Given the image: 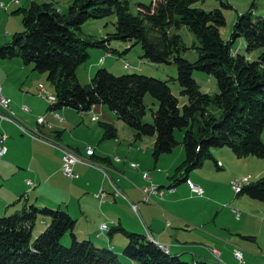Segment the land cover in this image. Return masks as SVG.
<instances>
[{"label": "trees", "instance_id": "trees-1", "mask_svg": "<svg viewBox=\"0 0 264 264\" xmlns=\"http://www.w3.org/2000/svg\"><path fill=\"white\" fill-rule=\"evenodd\" d=\"M197 1L139 3L137 13H132L127 0H72L67 14L60 13L51 2H32L29 8L15 12L23 15L25 29L0 46V57H19L26 64H34L39 72L47 73L58 99L55 108L88 112L97 104L106 105L134 130L137 140L154 138L155 159L182 144L185 172L201 167L207 160L217 165L215 148L228 147L240 158L254 155L264 159V16L253 10L241 13L230 38L224 39L220 32L226 24L223 11L204 10L195 6ZM113 15L117 18L116 31L106 38L78 36L87 21ZM182 26L197 38L198 44L193 45L198 50L195 61L183 55L189 47L182 35L171 31ZM237 37L244 38L247 52L261 49L258 59L250 60L247 55L233 52L232 43ZM112 39L140 43L142 57L152 63L175 64L181 95L187 101L181 103L169 80L138 72L116 75L102 67L89 84L83 85L77 69L89 59V48L109 50ZM194 70L215 76L218 92H203L193 77ZM147 94L158 101L152 122L144 119ZM213 103L221 109L220 117L210 111ZM103 127L104 138L117 136L114 125L107 123ZM177 129L183 130L180 140L175 134ZM242 193L264 203V177L246 185ZM39 214L48 215L50 222L45 230L35 234ZM75 225L67 211L35 205L1 216L0 264H121L112 249L97 246L90 239H78ZM115 232L126 236L123 253L137 264H188L145 234L130 232L121 225L114 227L110 235ZM67 233L72 238L70 246L61 243Z\"/></svg>", "mask_w": 264, "mask_h": 264}, {"label": "crops", "instance_id": "crops-1", "mask_svg": "<svg viewBox=\"0 0 264 264\" xmlns=\"http://www.w3.org/2000/svg\"><path fill=\"white\" fill-rule=\"evenodd\" d=\"M93 67L90 63L88 72L91 77ZM45 78L48 80L47 73L39 72L33 64H26L19 57H0V85L13 100L17 120L28 131H23L11 121L0 122V133L8 134L7 152L1 156L0 162V217L29 205L65 210L76 221L74 233L78 239H90L97 246L113 249L126 258L121 260L122 264L137 263L123 253L127 244L123 233L110 235L112 229L119 225L147 235L168 253L188 264L196 261L264 264L262 201L245 193L237 194L232 187L225 192L220 186H204L199 180L191 178L190 172L195 169H211L209 163L189 173L181 172L177 177V168L182 162L176 164L185 158L182 147L179 155L173 154L175 149L167 153L165 158H172L167 170L162 165L160 173L149 172V165L154 163L157 167L162 158V155L158 159L153 156L154 138L148 144L145 139L137 140L134 130L126 129L115 113L103 104L94 106L93 113L100 115L97 121L92 120L90 111L85 114L71 107L57 110L64 118L59 120L56 111L50 109V102L41 93L39 84L46 86L43 82ZM24 104L29 106L30 111L21 108ZM38 116H44L46 122L38 124ZM93 122H98V125ZM107 123L118 129L116 137L104 138L103 125ZM33 130L39 132L38 138L29 134ZM58 144L88 159L87 163L81 161L75 165L79 177L71 179L63 174L62 149ZM87 145L95 149L92 156L86 154ZM213 153L219 162L228 157V152L222 149ZM115 156H119L121 161H115ZM130 161L139 166L132 167ZM217 170L215 172L219 173ZM144 171L149 172V179L144 178ZM162 172L168 174L160 177ZM186 178L200 183L204 195L192 192L185 184ZM110 179L123 195L113 194ZM28 180L33 182V186ZM150 183L175 191H166L164 196L153 194L148 199L142 188ZM101 188L108 192L105 201L94 195ZM10 207L13 210L8 212ZM235 210L240 212V216H236ZM41 221L40 230H43L50 218L42 216ZM103 224L109 229L102 231ZM239 248L244 254L243 262L234 256V250Z\"/></svg>", "mask_w": 264, "mask_h": 264}, {"label": "rangeland", "instance_id": "rangeland-1", "mask_svg": "<svg viewBox=\"0 0 264 264\" xmlns=\"http://www.w3.org/2000/svg\"><path fill=\"white\" fill-rule=\"evenodd\" d=\"M127 1L129 4V7H130V11L132 13H137L139 3L150 4L152 1H157V0H127ZM32 2H36V3H40V4L51 2L54 4V6L62 14H67L69 12L70 5L72 4V0H0V44H6V43L11 42L14 34H16L17 32H21L25 29L23 26V20H22L23 15L21 13H15V12L19 9H22V8H29L31 6ZM195 6L200 7L204 10H207V11L212 10V9H216V8H219L223 11L225 18H226V24L220 28V32H221V35L224 39L230 38V35L233 31L234 23L241 13L246 12L248 10H253V12L256 15L264 16V0H199L195 3ZM116 20H117V18L115 15L105 17V18H99V19H91L82 25V29L80 31H78L77 34H78V36H80L84 39L93 38L95 40H102V39L106 38L107 36H109V34L114 33L116 31V27H115ZM171 31L173 33L176 32V33H179L182 35L185 43L189 47L183 53V55L185 56V58L189 59L190 61H195L198 58V50L193 47L194 44H196V43L198 44L196 36L185 26H182V28H173ZM131 45L133 46L132 49L130 48ZM232 45H233L232 50L235 54L247 55V56H249L250 60L258 59V57L261 53V49H256L250 53L247 52L245 41H244V38H242V37H237L234 40V42L232 43ZM109 46H110L109 50L104 48V47H93V48L91 47V48H89V52H90L89 59L85 63H83L81 66H79V68L77 69L78 79L83 85L89 84L90 80L93 78V77H91V75H89V72H88L89 71L88 67H89L90 63H92L94 65V67H93L94 69H92V71H94L93 76L95 75L96 71L99 68L105 67L116 75L123 74L124 72H126V73L138 72V73L145 74V75L152 76V77H156V78H159L162 80H169V84L172 88L173 93L177 97H179L181 103L187 101V97L181 95V89L182 88L180 86L179 81L176 79V77L178 75V71H177V67L175 66V64H173V63H171V64H165V63L158 64V63H152V62L144 59L142 57V55H143L142 45L140 43H136L135 41H122V40L112 39L111 42L109 43ZM95 50H97V51H95ZM116 51H118V52H116ZM124 51L127 53L124 54ZM96 59H98L97 63H96ZM193 77L199 83L201 90L203 92H207L211 95L218 92L219 89H218V85H217V79L215 76L208 74L207 72L202 71V70H194L193 71ZM43 82L46 84V86L43 83H41L43 85V88H44V89L43 88L41 89L42 95H44L48 99V101L50 102V109L53 111H56L55 113H56L57 118L59 120L63 121L64 118L59 114V112H57L58 108H55V104L58 101L56 91H55V87L46 78L43 80ZM41 84H39V86ZM0 88H1L2 95L6 99L10 100L9 105H8L9 106L8 109L4 108L0 104V113L8 116V118H1L0 117V122L1 121L14 122V123L18 124L23 131L28 132L26 130V128L21 123H19V120H17L16 111L14 110V108L12 106V102H13L12 98L4 93V89L1 85H0ZM145 102L148 105V109H147V114H146L144 119L147 122H152V120H153L152 111L156 110L158 108V101L154 97H152L150 94H147L145 97ZM21 108L23 110H25L26 112L30 111L29 106L26 104L22 105ZM209 108H210V111L213 112L216 117L221 116V109L218 107V105L213 103ZM93 109H94V106L90 110V112L92 113V120L97 121L99 119L100 115H98L97 113H93ZM88 112H85V114H87ZM94 117H97V118H94ZM199 118H201V116H199ZM40 119H43V121H40ZM119 121H120V123H123L124 127H127L126 129H131L123 121H121V120H119ZM37 122H38V124L41 125V124H44L46 122V119L44 116H38ZM93 123H95V125H98V122H93ZM197 127H198V123H196V125H195V128H197ZM103 130L105 133V129H103ZM117 131H118V129H117ZM37 133H39V132L36 130L29 132L31 137H37L38 138L39 136ZM182 133H183V130H180V129L176 130L175 134H176V137L178 140H180L182 138ZM1 134L7 135V138L5 140V146H6L8 134L5 132H1L0 135ZM118 134L119 133L117 132V135ZM144 139H145L146 143L148 144L151 137H145ZM263 139H264V135H263ZM58 145L62 149L61 150L62 151V167L61 168H62L63 174L66 177L71 178V179L79 177V174L75 171V165L81 161H83V162L85 161L87 163L86 160H88V159L83 158L77 152H75L74 150L70 149L69 147H67L65 145H62V144H58ZM181 147H182V149H185L182 144H179L175 148L173 154L179 155ZM6 149H7V146H6ZM88 149L94 150L93 153L89 154L87 152ZM218 149H222L223 151L228 152V157L221 160V162L217 161V167L215 166L214 161L207 160L205 163H209L212 166V168L207 169V170H204L203 168H198V169L191 171L190 172V173H192L191 178L193 180H199L200 182H202L204 184V186H208V185L220 186V187L224 188L225 192L227 191V189L229 187H232L234 192L239 194V193H242L243 188L246 185H248L247 183L250 184L251 182L257 181L260 178L264 177V159L263 158H260V157L254 156V155H250L247 157L240 158V157H237L233 153V151L228 147L217 148V149L215 148V149H213V151L217 152ZM67 151L72 152L76 156L75 159H77V162L73 165V176H67L63 170V165H64L63 155H64V152H67ZM85 151H86L87 156H92L95 152V149L92 145H87L85 148ZM6 152H7V150H6ZM6 152L4 154H0V162L2 161L1 156L5 155ZM184 153H185V150H184ZM166 155H168V154L161 156L162 157L160 160L161 162L157 167L154 166L155 165L154 163L150 164L149 165L150 168L148 169V171L151 173L154 171L160 173L163 170L162 165H165L166 166L165 168L167 170V168L169 166H171V162H172L171 159L172 158H165ZM167 157H170V156H167ZM177 158H175V159H177ZM114 159H115V161H121L119 156H115ZM184 160H185V158H184ZM183 161L181 160L180 162H178L176 164V166H177L179 163L182 162L180 165H178V168L180 167L179 168L180 170L177 168L178 169L177 177L180 176L181 172H183V174H185L186 167L184 166ZM223 164H224V166H223ZM130 165L134 168L139 166V164L134 162V161H130ZM176 166H175V168H176ZM218 168H219V170H217ZM216 170L219 171V173L215 172ZM148 171H144V173H143L144 178H147V179L150 178ZM106 174L109 175L107 171H106ZM167 174H168V172H162L161 173L162 176H160V177H163V175L166 176ZM125 177L128 178L127 176H125ZM247 177L249 178V181L244 182L246 184L241 183L243 178H247ZM28 181H30V180H28ZM234 181H236V182H234ZM191 182L194 183L195 185H197L198 187H200L202 189V192H198L195 189H193L191 187ZM236 183H240V185H238V187L241 186L240 191H237L236 188L234 187V185L237 186ZM29 184H31L33 186V182L29 183ZM110 184L113 188V194L115 193L117 195L116 192L119 191L118 195H123V194H121V191H120V188L118 187V185L112 179H110ZM185 184H188L190 189L192 190V192H194L195 194H197L199 196L204 195L205 191H204L202 185L200 183H198L197 181L193 182L190 178H186ZM242 184H244V186H242ZM150 189H152L153 191L149 192ZM166 191L174 192L175 189L165 190V189H162L159 185H157L155 183H150L149 185L142 188V192L145 194V198H148V199H150L153 194H157V193H159L161 196H164L165 193H167ZM147 192H149V193L146 194ZM94 195L96 198H99L101 201H105L107 198L108 192L106 191L105 188H101L99 191L95 192ZM26 207H28V206H26ZM134 209L136 210V206H134ZM0 210H1V207H0ZM12 210H13V207H10L8 212H10ZM16 211H14V212H16ZM14 212H12L11 214H13ZM235 214H236V216H240V212L238 210H235ZM8 215H10V214H8ZM39 215H40L39 218H37V220L35 222L36 223L35 227H34L35 234H39L40 232H42L43 230H45L47 228L46 227L45 229L40 230L41 229V227H40L41 223H43L41 221V218H42V216H44V217H49V216L44 215V214H39ZM48 225H49V223L47 222V226ZM102 226H101L102 231H106L109 229V227L104 229ZM130 232H135V231H130ZM122 235H124V234H122ZM61 243L65 246L71 245L72 238L70 236V233L65 234L61 238ZM109 249H111V248H109ZM237 250H240V248L234 250V256H235V251H237ZM240 251L243 254L242 249ZM126 257H128V256H126ZM124 258H125L124 256H119L120 261L121 260L123 261ZM235 258L237 260H239L236 256H235ZM239 261L240 262L244 261V254H243V259H241ZM121 264H122V262H121Z\"/></svg>", "mask_w": 264, "mask_h": 264}, {"label": "built area", "instance_id": "built-area-1", "mask_svg": "<svg viewBox=\"0 0 264 264\" xmlns=\"http://www.w3.org/2000/svg\"><path fill=\"white\" fill-rule=\"evenodd\" d=\"M40 88L42 89V85H40ZM2 92H1V88H0V104L4 107V108H9V102L10 100L6 99L4 96L2 97ZM8 106V107H7ZM0 117L1 118H8V116L0 113ZM95 118V117H94ZM40 121H43V119H40ZM7 138L6 134H1L0 135V154H4L6 152V146H5V140ZM75 155L72 152H64L63 155V159H64V165H63V170L64 173L67 176H73V165L77 162V159H75ZM241 181V180H240ZM246 181H249V178H243V180L241 181V183H244ZM29 183H32L31 181H28ZM236 182V181H234ZM233 182V183H234ZM237 186L234 185V187L236 188L237 191L241 190V186L238 187V185H240V183H236ZM191 187L193 189H195L198 192H202V189L200 187H198L197 185H195L194 183L191 182ZM155 188V187H154ZM117 191V190H116ZM153 190L150 189L149 192H152ZM149 192H147L146 194H148ZM117 193H119V191H117ZM104 229L108 228V225H103L102 226ZM235 256L241 260L243 259V254L240 250L235 251ZM198 264H205V262L199 261Z\"/></svg>", "mask_w": 264, "mask_h": 264}, {"label": "bare ground", "instance_id": "bare-ground-1", "mask_svg": "<svg viewBox=\"0 0 264 264\" xmlns=\"http://www.w3.org/2000/svg\"><path fill=\"white\" fill-rule=\"evenodd\" d=\"M42 85V84H41ZM42 88H43V85H42ZM44 89V88H43ZM25 111V110H24ZM95 118H97V117H95ZM94 150H92V149H88V152H93ZM244 184H246V183H244ZM244 184H242V186H244ZM247 184H249V183H247ZM241 250V249H240ZM203 262V261H202ZM192 264H198V262L196 261V262H194V263H192ZM205 264H209V263H207V262H205Z\"/></svg>", "mask_w": 264, "mask_h": 264}]
</instances>
